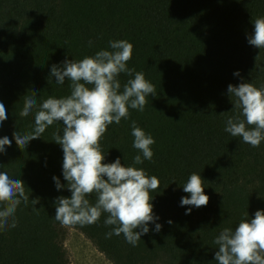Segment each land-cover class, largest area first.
<instances>
[{
  "label": "trees",
  "instance_id": "trees-1",
  "mask_svg": "<svg viewBox=\"0 0 264 264\" xmlns=\"http://www.w3.org/2000/svg\"><path fill=\"white\" fill-rule=\"evenodd\" d=\"M261 16L264 0H0V102L8 117L0 138L12 140L0 154V171L22 179L30 199L40 198L35 206L21 203L17 226L0 230V264H72L68 227L113 264H216L214 240L223 228L234 230L245 213L264 209V141L254 148L224 130L236 115L228 85L241 77L264 85V49L247 42L252 21ZM119 39L133 44L127 67L143 72L156 89L143 111L129 108L128 119L109 125L100 142L105 163L120 157L130 166L142 155L132 146L131 121L155 140L152 159L135 166L160 181L152 204L162 227L156 232L150 222L136 246L123 234L106 238V213L87 226L66 227L55 219V199L71 195L53 180L67 183L62 146L52 141L56 129L62 134V122L24 150L13 139L14 131L23 135L34 124L35 110L19 115L26 95L37 92L39 104L70 94V81L58 84L50 75L53 64L111 50L109 42ZM130 78L119 75L121 90ZM193 172L209 196L200 208L180 204L190 195L183 185ZM89 199L94 203L95 194Z\"/></svg>",
  "mask_w": 264,
  "mask_h": 264
},
{
  "label": "clouds",
  "instance_id": "clouds-1",
  "mask_svg": "<svg viewBox=\"0 0 264 264\" xmlns=\"http://www.w3.org/2000/svg\"><path fill=\"white\" fill-rule=\"evenodd\" d=\"M252 24L247 42L264 49V16L257 17ZM88 43L92 45L91 40ZM109 47L111 50H100L81 60L65 59L59 65L53 64L50 75L58 84L70 81V94L59 98L48 96L39 104L37 92L26 95L19 115L27 117L35 110L34 124L23 135L14 131L13 139L24 150L29 141L40 138L54 122H62V134L56 129L52 141L62 146V174L67 183L62 184L57 176L53 180L57 190L67 188L71 195L55 199V219L66 227L87 226L106 213L104 223L111 226L106 238L123 234L129 244L136 246L141 236L149 232L150 222L155 224L156 232L162 227L156 222L159 217L154 214L152 204V193L160 187V181L135 166L152 159L150 146L155 140L136 121H131L132 146L142 155H135L130 166L122 164L120 157L105 163L100 142L109 125L128 119L129 108L143 111L146 97L156 96V89L143 72L127 67L132 58V43L112 40ZM121 73L134 75L123 84L122 90L118 79ZM233 75L240 76L239 70ZM227 93L230 99L234 98L236 115L227 119L224 130L254 148L259 147L264 141V85L257 87L241 77L238 85H228ZM7 118L5 105L0 102V126ZM11 144L7 136L0 138V154L6 153L5 146ZM204 188L201 175L193 172L183 185V191L190 195L181 198V206H206L209 196ZM92 194L94 203L89 199ZM39 202V197L30 199L22 179L0 171V230L17 226L16 211L21 203L35 206ZM33 211L38 210L34 207ZM190 212L191 207L185 214ZM214 243L216 264H264V209L256 210L251 217L245 213L234 230L223 228Z\"/></svg>",
  "mask_w": 264,
  "mask_h": 264
},
{
  "label": "rangeland",
  "instance_id": "rangeland-1",
  "mask_svg": "<svg viewBox=\"0 0 264 264\" xmlns=\"http://www.w3.org/2000/svg\"><path fill=\"white\" fill-rule=\"evenodd\" d=\"M65 245L72 264H113L81 231L67 228Z\"/></svg>",
  "mask_w": 264,
  "mask_h": 264
}]
</instances>
